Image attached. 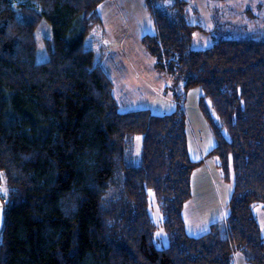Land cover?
I'll return each instance as SVG.
<instances>
[{
	"label": "trees",
	"instance_id": "1",
	"mask_svg": "<svg viewBox=\"0 0 264 264\" xmlns=\"http://www.w3.org/2000/svg\"><path fill=\"white\" fill-rule=\"evenodd\" d=\"M144 1L155 31L142 45L160 74L167 66L177 76L178 109L169 115L120 112L104 67L102 0H0V264H236L238 253L264 264L254 214L264 205V39L192 50L194 33L206 31L188 22L189 2ZM44 19L53 35L48 61L38 63ZM196 87L217 141L210 155L235 183L226 220L200 236L189 235L183 215L202 164L190 158L181 107ZM138 136L141 164L131 166ZM119 172L121 192L110 196ZM150 190L170 241L163 249Z\"/></svg>",
	"mask_w": 264,
	"mask_h": 264
},
{
	"label": "rangeland",
	"instance_id": "2",
	"mask_svg": "<svg viewBox=\"0 0 264 264\" xmlns=\"http://www.w3.org/2000/svg\"><path fill=\"white\" fill-rule=\"evenodd\" d=\"M188 22L198 25L206 32L197 30L190 48L206 50L221 39L254 37L264 39V0H187ZM99 13L105 25L109 54L104 67L115 83V96L120 112L150 110L155 115H169L177 111L175 95L178 94L176 74L164 66L162 73L156 71L155 58L142 45L146 34L155 28L144 0H102ZM53 35L51 25L44 19L36 38L38 52L36 61L44 63L49 55L45 50V39ZM123 41H125L124 44ZM47 52V53H46ZM172 75V76H170ZM167 81V82H165ZM173 81V87L171 82ZM204 91L201 87L191 88L183 100L188 121L187 145L192 161L202 162L192 174V199L183 211L189 235L207 233L212 224L223 222L229 213L234 194V180L227 181L219 168V160L210 153L216 146V137L201 107ZM205 109L218 121V116L209 99ZM142 136L134 143L132 155L127 159L131 166L141 164ZM5 184V179L0 173ZM117 184L108 195L121 192V174ZM150 215L158 226L155 244L159 249L170 245L163 225V215L152 190L149 191ZM254 214L264 235V205H258ZM236 264H249L245 255L236 254Z\"/></svg>",
	"mask_w": 264,
	"mask_h": 264
},
{
	"label": "water",
	"instance_id": "3",
	"mask_svg": "<svg viewBox=\"0 0 264 264\" xmlns=\"http://www.w3.org/2000/svg\"><path fill=\"white\" fill-rule=\"evenodd\" d=\"M5 221V208L2 200L0 199V235L4 226Z\"/></svg>",
	"mask_w": 264,
	"mask_h": 264
},
{
	"label": "crops",
	"instance_id": "4",
	"mask_svg": "<svg viewBox=\"0 0 264 264\" xmlns=\"http://www.w3.org/2000/svg\"><path fill=\"white\" fill-rule=\"evenodd\" d=\"M151 34H153V33H151ZM147 35V34H146ZM125 43V41H123V43H121V44H124ZM156 71H157V69H156ZM158 72V71H157ZM159 73V72H158ZM165 82H167V81H165ZM175 100V99H174ZM175 102L177 103V101L175 100ZM178 104V103H177ZM194 236H196V235H194Z\"/></svg>",
	"mask_w": 264,
	"mask_h": 264
},
{
	"label": "bare ground",
	"instance_id": "5",
	"mask_svg": "<svg viewBox=\"0 0 264 264\" xmlns=\"http://www.w3.org/2000/svg\"><path fill=\"white\" fill-rule=\"evenodd\" d=\"M45 45H46V43H45ZM46 46H47V45H46ZM47 48H48V47H47ZM47 48H45V50H46ZM47 52H48V51H47ZM47 52H46V53H47Z\"/></svg>",
	"mask_w": 264,
	"mask_h": 264
}]
</instances>
